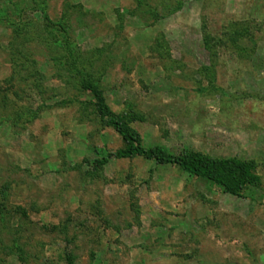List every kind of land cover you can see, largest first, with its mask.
<instances>
[{"label":"rangeland","instance_id":"rangeland-1","mask_svg":"<svg viewBox=\"0 0 264 264\" xmlns=\"http://www.w3.org/2000/svg\"><path fill=\"white\" fill-rule=\"evenodd\" d=\"M72 61L146 147L254 161L260 182L233 194L140 157L93 168L123 141ZM66 254L264 264V0H0V264Z\"/></svg>","mask_w":264,"mask_h":264},{"label":"trees","instance_id":"trees-1","mask_svg":"<svg viewBox=\"0 0 264 264\" xmlns=\"http://www.w3.org/2000/svg\"><path fill=\"white\" fill-rule=\"evenodd\" d=\"M64 15L51 24L54 29H59L60 34L65 36L64 45L70 47L67 36L69 26L65 21ZM236 35L239 36V33H236ZM233 41H236V39ZM69 68L83 75H81L79 81L80 90L92 95V103L96 113L107 122L123 141V147L114 152H108L106 157L101 160H95L93 168L100 169L111 158L131 159L140 157L144 160L152 161L156 165L177 167L189 176L209 179L233 194L260 182V178L256 174L254 161H243L235 158L220 159L188 150L175 155L161 146L146 147L139 132L131 126L132 119L126 114L115 113L111 110L98 81L90 75L87 76L81 73L74 61L69 65ZM65 261L66 264H75V258L71 254L65 255Z\"/></svg>","mask_w":264,"mask_h":264}]
</instances>
